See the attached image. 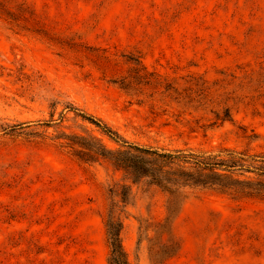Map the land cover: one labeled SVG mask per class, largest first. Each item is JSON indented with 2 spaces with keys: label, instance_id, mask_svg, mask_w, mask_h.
I'll return each mask as SVG.
<instances>
[{
  "label": "rangeland",
  "instance_id": "1",
  "mask_svg": "<svg viewBox=\"0 0 264 264\" xmlns=\"http://www.w3.org/2000/svg\"><path fill=\"white\" fill-rule=\"evenodd\" d=\"M82 144L264 156V0H0V264H109L111 212L129 264H264L263 196L173 208Z\"/></svg>",
  "mask_w": 264,
  "mask_h": 264
},
{
  "label": "trees",
  "instance_id": "2",
  "mask_svg": "<svg viewBox=\"0 0 264 264\" xmlns=\"http://www.w3.org/2000/svg\"><path fill=\"white\" fill-rule=\"evenodd\" d=\"M223 118L230 119L231 113L226 110ZM95 124L100 127L98 122ZM103 130L112 139L122 140L110 127L103 126ZM81 146L128 170L134 183L147 179L150 184L169 193L170 207L173 208L182 207L183 202L188 198L187 190L192 187H210L231 194L264 197V194H261L264 193V188L260 183L233 178L236 170L264 176V156L254 158L257 156L230 150L223 156L186 150L166 151L134 145H126V148L117 151L106 150L104 147L96 148L88 144ZM120 197L124 204L128 203L129 194H121ZM169 217L167 215L165 220ZM122 227L121 218L111 212L106 223L110 244L109 264H129L122 246Z\"/></svg>",
  "mask_w": 264,
  "mask_h": 264
}]
</instances>
